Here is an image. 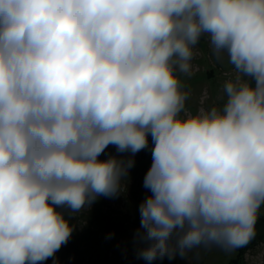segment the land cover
<instances>
[{
  "label": "clouds",
  "instance_id": "9594fccd",
  "mask_svg": "<svg viewBox=\"0 0 264 264\" xmlns=\"http://www.w3.org/2000/svg\"><path fill=\"white\" fill-rule=\"evenodd\" d=\"M202 38L235 75L222 104L193 113L180 74ZM109 145L117 154L100 159ZM144 149L141 258L251 242L264 206V0H0V264L53 257L73 216L126 191Z\"/></svg>",
  "mask_w": 264,
  "mask_h": 264
},
{
  "label": "rangeland",
  "instance_id": "374dc122",
  "mask_svg": "<svg viewBox=\"0 0 264 264\" xmlns=\"http://www.w3.org/2000/svg\"><path fill=\"white\" fill-rule=\"evenodd\" d=\"M194 52L191 74H180L190 92L186 108L193 113L201 107L222 104L226 98L224 81L235 75L226 57L223 62L215 59L207 39L202 38ZM149 143L151 146L150 136ZM110 154H117L115 146L109 145L100 159ZM118 155L128 158L131 153ZM134 160L125 181L126 191L115 197L101 196L90 209L73 216L70 223L75 228L69 241L43 264H264V238L256 237L247 246L230 251L211 245L194 249L186 258L165 257L151 262L141 258L138 249L146 245L135 234L140 228L139 205L151 194L143 185L152 162L151 151L141 150ZM258 221L264 223V206Z\"/></svg>",
  "mask_w": 264,
  "mask_h": 264
},
{
  "label": "trees",
  "instance_id": "16d2710c",
  "mask_svg": "<svg viewBox=\"0 0 264 264\" xmlns=\"http://www.w3.org/2000/svg\"><path fill=\"white\" fill-rule=\"evenodd\" d=\"M255 237L259 240L264 238V223L262 221H257Z\"/></svg>",
  "mask_w": 264,
  "mask_h": 264
}]
</instances>
